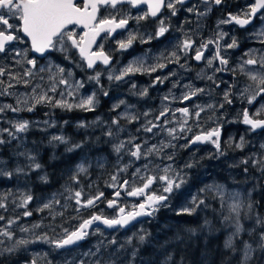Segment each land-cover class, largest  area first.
Masks as SVG:
<instances>
[{
	"label": "rangeland",
	"instance_id": "374dc122",
	"mask_svg": "<svg viewBox=\"0 0 264 264\" xmlns=\"http://www.w3.org/2000/svg\"><path fill=\"white\" fill-rule=\"evenodd\" d=\"M241 2V5H248L245 0H241ZM226 25H228L227 29L224 28L223 24L219 26V29L217 28V31H223L224 33H227V35H230L232 39H235L236 27L234 25L230 26V24ZM158 26L159 23H156L148 30H146L145 27L138 26V29L131 33L137 34V38L143 37L147 40L150 36H154ZM201 26V24L196 25V27L194 28L186 26L185 31L187 35L189 34V36H192L195 33L201 32ZM262 32H264V23L261 27L257 28L255 32H253L254 36L250 37L249 40L255 39L257 41H261V39L264 38V35L261 34ZM127 36L128 35L120 39H126ZM164 36L150 39L148 43H151L152 45L148 46L146 50H132L133 52L131 53V55L123 60L121 65H117L116 68H113L111 70H114L118 73L130 62L141 57L145 59L146 65L160 62L165 63L166 67H164L163 69H157L156 72H153L151 74L137 73L135 75H130L128 76V79L122 82L123 85L117 83V81H110L115 82V84L113 86L108 85L103 87L102 83L96 84L95 81L87 82L86 78H88L89 75H87L88 73L85 72L83 63H77L75 65L72 70L71 77H69L68 74L64 73V78L68 80V84H66V86L64 84L62 88H60L61 97L58 99V101H65L69 104L75 105L79 103L80 99L95 92L97 100L95 110L100 109L104 115L103 119H100V117H96L91 118L86 122L82 121V119L77 122H72V125L79 127L80 131H82L81 129L84 127L91 126L87 128V132H84L83 137L81 134H79L80 132L74 133L78 134L80 137L76 141L71 142L69 139L71 134L69 133V130L67 132H63V126L65 125V122H61L58 120L59 116L57 115H59V113L56 112H53L52 115L54 117L57 116L58 133L53 131L54 128L49 129V131H52L53 133H49L48 136L45 135L43 140L44 142L42 144L39 140L28 137L27 134L29 132L39 130L40 128L38 126L42 127L44 124H48L50 122L51 118L45 119V115H43V113L48 114V112L42 111L43 106L47 105L46 102L37 104L32 112L26 111L27 117L25 120L29 122V130L26 133H21L20 135L16 134L17 139H11L8 136L7 138L2 137L10 142L6 143L7 145L4 147V155L2 153L3 147L2 145H0V168H6L9 171H13L16 167H22L25 168V173H14L11 179L5 176H0V197L7 196V199L4 201L7 204V210L0 209V215H3L5 217V220L0 221V228L5 227L9 219L16 220V223L12 224L11 228L8 229L13 233V240H8L7 238L0 236V241H3V244H0V248L10 246L12 243H14L15 240L19 239L35 240L37 236L44 235L45 233L51 236L54 234L52 232L53 227L55 228L56 232H60L62 231V228L70 229L73 226L78 225L81 222V217H88L91 212H95V210L99 206H96L94 207V209L91 208L89 210L82 209L78 214L75 211V208L77 206L75 205L74 200L68 199L70 193L66 191V188L71 187L73 191L82 190L83 198L87 199L88 197L93 196V194H88L89 192L87 191L84 192L85 188L88 187L89 191L91 189H94L99 192L102 187H106V189L109 187L108 185L111 183V176L113 174H117L119 169H115V173H108L107 175H105L108 167L113 166L115 168V166L122 165V168H124L125 165H127V170L121 171V173L126 174L127 171H129V176L127 178H121V175L117 174L118 179L121 181L124 179H128L131 184H134L133 186H136L137 182H141V180L134 175L137 168L141 169L140 176L150 175L152 171H154L153 174L155 175H163L164 173L162 169L168 165H171L173 169L181 171V174L185 176V171L186 169H188L184 167L186 163H191L192 165L200 164L201 166L202 164H205L204 166H202V171L204 170L203 179L206 180L203 183V189L212 185L224 186L225 194L223 206L219 193L208 191L205 192L211 193L214 197L213 199H215L216 201V205H212V208L214 212H217V216L215 217L216 223H218L226 233V241L229 239V237L232 236V233L235 231V228L233 226L235 214L230 211V205L233 203V200L228 197V193H239V199L245 205L247 203H252L253 211L251 213L247 211L246 207H242L240 210L239 220L240 223L244 226L245 231L242 232L238 237H233V244L235 240H237V242L241 244V246L239 244L237 245L241 247L242 255L244 241L252 244L253 248H257L259 233L260 231H264V228H261V226L256 223L257 216H259L260 218H264V214L259 213L258 211L260 207L258 205V203H260V198L264 203V185L262 184L264 183V172L260 170L259 165L253 166V161L264 159V147H261L262 145H264L262 137L257 138L255 136L249 135L248 138L244 139L246 145L244 144L242 149L236 147V145L240 143L239 141L232 149L228 151L222 150V155L211 146L209 148H204L201 151H191L188 155V153L184 151L175 152L174 150H172L171 145H174L177 139H173L168 135L166 129L171 128L167 126L168 122L165 123V121L182 123L185 119H187V124L185 125V135L190 133L192 128H188L187 126L189 124H192L193 122L197 123L196 127L201 131H205V128H207L208 132L211 130V128L216 129L220 122L210 115L213 112V108L208 106L212 105V101L214 98L219 97L220 104L218 106L220 107V105L223 104V107H226L227 109L235 113L233 119L227 118V120L225 121L227 125L229 123L238 124V122H241L242 125L243 110L247 108L249 113L254 115L257 110L264 106V101H257L252 107H248L249 104L247 103V101L245 99H242L241 92L246 86L253 84V82L248 79V76L245 73H242L240 71V67L242 65V62L250 58V56L259 61L261 57H264V48L261 49L258 46L243 48L242 43H238V47L235 48L224 47V54L222 56H225L228 59V65L226 66L227 70L215 71L218 66L216 64L217 61H214L211 67L206 63V65L202 69H200L199 72H195L192 74L189 72L188 65L185 66L186 72L182 70L183 67L181 66L179 68H176V66H172L169 68L167 61L163 59V57H166L167 53L171 57V53L174 50H169V48L166 49L165 44H163V42L165 43ZM117 40H114L113 43L106 42L105 48L107 53H115L120 62V57L123 56L125 52L129 51L131 47L126 51H121L117 49ZM241 40L242 42L245 41L243 32H241ZM231 41L232 40L226 41V45L231 43ZM139 45H141V43ZM248 54H250V56ZM171 64L173 65V63ZM244 67L245 69L264 72V69L260 68L259 63L253 66L245 65ZM26 69H28V66H26ZM53 69L51 67L50 75L55 78L60 77L57 72H52L54 71ZM109 71H106L101 75L107 81H109L107 79V73ZM33 73V77H35L34 80L31 81L29 78L26 79L29 83L26 86L24 99H27L28 105L35 104V99H33V97H38L40 95L47 94V96L52 99V94H49V92H51L50 89L54 86L56 90L61 86L59 84V80H57L54 85L50 84L49 86H47V88H44L45 86L44 83H42V78L39 77L42 76L40 72H37V70H35L33 71ZM78 73H84L85 76ZM208 76H212L213 79H207ZM157 77L167 78L163 81V83L154 84V81ZM81 81L84 82V87L77 89L75 85L77 82ZM133 83L136 85L135 89L131 87ZM189 85L192 89L199 88L204 89V91L195 96L198 98L197 100L183 105L182 97L185 93L190 91V88L186 87ZM145 88H147L148 94L146 96L139 95L138 93ZM101 89L106 90L108 92V95L106 97L114 99L115 103L110 102L111 105H109L104 102V99H99L100 96L105 97ZM225 92H230V98L234 103L233 105H228L224 102ZM69 93H71V95H69ZM166 96L168 97V99H164V97ZM121 100L125 101V103L121 104L114 110L113 106L119 104ZM238 103H242L243 105H239ZM197 105L204 108V111L200 113L199 118H196L194 115L196 111H199V109L196 107ZM20 107L23 108L25 106L20 105ZM184 107H187L190 113H192V115L187 118H185L181 112L176 111L177 109H181ZM58 108H60V110H64V108L62 107ZM163 108H168L170 111L168 112L166 117H160V119L157 120L156 118L159 116V113ZM72 109L73 111H75L74 116L88 112L76 107H73ZM125 112H127L129 116L138 117V119L129 122V120L124 118L122 115ZM144 113H148V115L145 116ZM12 116L15 121L21 120L15 114H12ZM43 119L45 120L43 121ZM113 119L119 120L118 125L112 124ZM46 121L48 123H45ZM148 121L158 123L161 125V127L154 128L152 133L145 132L142 126L147 124ZM53 124L54 120H51V125ZM81 124H83L84 126L81 127ZM109 129H111L113 132V135L111 137L106 134ZM138 129L140 130L138 131ZM188 129H190V131ZM10 130L14 131V129H12V126L10 127ZM239 131L243 134V129L241 130L239 128H235L233 131H229L228 141L232 139L234 140L235 135L239 133ZM246 133L250 134L249 131H246ZM54 135L64 136L67 140V143L53 141L51 138ZM176 135L178 137H181L177 133V131ZM164 136L166 137L164 138ZM130 137H135L133 143L142 145V151L147 150V148L152 145L160 147L161 144H169L170 146L164 148L158 155L154 154L149 156L147 160L143 158L137 160L136 158L130 156L128 152L130 149H132V145L127 143L125 148L122 149L119 154H117L115 151V146L118 145L121 141L127 142ZM76 144H79L80 147L74 148L73 151H68V153H70L71 155L74 154V159L62 173V175H64L63 178L65 179L62 182V189L50 191L46 194H32V192L25 186V175L27 177L30 175V172H33L38 179H42L43 177H45V175L43 169L41 168L33 171L29 170L27 168V165L30 163V161L26 158V156L20 155V153H31L33 156H35L37 161V152H39V150H42L44 148H52L53 146H68L70 148ZM184 145L185 144L182 143L179 146V149H181ZM168 155H172L173 159H166ZM5 156H7V161L3 162V160H5V158L3 157ZM244 160H248V163H242V161ZM117 163H119V165H116ZM81 164H83L86 168V172L78 174L77 179L79 180V183H76L71 179V177L73 175H77L78 166ZM145 164H148L147 169L144 168ZM221 164H227L232 169V171L226 174L225 169H220ZM157 165L159 166L158 168L156 167ZM245 169H247V171H245ZM93 170L94 175L91 173ZM84 182H86V184H84ZM159 182L160 187L162 188L163 184L161 181ZM159 184L157 185V187H159ZM109 188L112 190V192L116 191V188ZM26 194H30L33 197V200L27 206V210L32 212V215L28 217L22 215V213L26 209L16 207V205L20 202L21 196ZM171 194L166 193V195H168L169 197L171 196ZM194 196L200 197V193L196 190V192L189 197L190 201ZM54 198L55 200L59 201L58 204L54 202ZM13 201H15V203H13ZM120 202L122 203L123 207L132 208V203L134 202V200L124 198L123 202ZM45 203H51L52 208L44 209L43 211L38 210L43 208V205ZM205 204L207 205V207L203 205V208H208V204ZM65 205L67 206L65 207ZM188 206L190 205H186L185 207ZM103 210H107L106 207L103 208ZM115 212L116 209L113 213H109V211L102 213L106 216H110L114 215ZM56 213H63V215H56ZM53 216H55V219H53ZM226 216H230L232 218L229 220H225L224 218ZM145 220L146 219L140 221L136 225H140ZM36 224L40 226L37 228H33V225ZM21 228H28L29 231L21 232ZM121 231L125 230L117 229L112 231H104L99 228L98 232L93 233L92 231H90V234L87 238L99 235L106 240L105 244H107L113 239L116 240L118 237V233H120ZM107 232L110 233L111 236H107ZM129 238H131V235ZM96 245L98 244L94 242V245H92V247H88L87 250H83L78 246L74 247V249L69 252H62L59 250H54L52 246L46 243L37 241L29 243L25 246H21L17 251H20L23 255H27L29 258L26 262H23L21 264H30V261H32L33 259L37 261V264H46L47 260H51L53 264H68V262L79 264L80 259L94 261L101 258L100 253H98L96 256L82 255L89 250L95 252ZM103 261L109 262V264H114V262H112L110 259L108 260L107 257H105ZM248 264H264V251H261L257 248Z\"/></svg>",
	"mask_w": 264,
	"mask_h": 264
},
{
	"label": "snow or ice",
	"instance_id": "6c2138e0",
	"mask_svg": "<svg viewBox=\"0 0 264 264\" xmlns=\"http://www.w3.org/2000/svg\"><path fill=\"white\" fill-rule=\"evenodd\" d=\"M202 2L207 5L204 11H199L196 6L187 7L186 11L189 13L195 12L198 17L206 16L208 12L212 10V5L219 6L224 3V0H202ZM187 0H81V2H77V0H0V58H7L8 56H12L13 59L15 57H21V59H16V64L26 63L27 65H31V68L25 69V76H33V69H37V59L28 58V53H36L39 56L43 57L46 53H50L53 51H59L64 54L65 59H70L68 53L71 49L77 50L80 58L86 62L87 68L93 69L97 63L103 64L107 67L111 63V55L110 53H106L103 49V45L97 44V38L101 36L102 33L106 34L105 38L111 37L113 34L117 32L119 29H125L129 23V19L133 18L126 14H123L118 8L119 5L128 4L131 7L135 8L141 4H147L148 13L151 17H157V15L161 12L162 9H167L171 16H176L180 7L186 5ZM102 7H107L116 10L114 13L110 12L107 16H100V10ZM147 15H139L134 17V19L139 22L140 20L146 19ZM254 19H264V0H253V2L246 6V10H242L238 14L229 13L227 18L221 19L217 23V28L219 29L220 25L223 24H235L241 28L252 24ZM10 20H14L17 23H10ZM74 28L83 29V34H78ZM169 31V27L165 25L164 20L159 21V26L154 36H150L149 39H144L140 37L141 43H148L150 39L159 38L165 35ZM264 35V32L261 33ZM226 35L223 31H218L217 39L212 40L209 39L206 43L202 42L199 46L194 47L195 42L191 37L187 36L186 38L176 45V49L178 51L183 52L185 55H188L190 51L194 52V58L196 61H201L202 59L207 60V65L212 66L214 61H218L220 65L225 67L217 68L215 71H225L227 70L228 59L225 56L221 55V45L220 40ZM137 40V34L129 33L126 39H118L116 41L118 49L121 51L128 50L133 43ZM16 44H29L30 47H27L23 50L17 49L15 47ZM215 44L216 51L211 58H205L204 52L208 49L209 45ZM93 46H95L98 50L93 51ZM225 48H235L238 47V43L235 39H232L231 43L224 46ZM250 56V54H248ZM163 59L167 60L170 63H179L180 57L177 55V51H173L171 53V57H163ZM159 60V58H158ZM261 69H264V57H261L258 61L255 58H250L244 60L240 67V71L245 73L248 76V79L253 82L246 86L241 92L242 99H245L249 105L253 104L257 101L258 97H264V72L253 71L250 69H245V65H257ZM166 67L165 63L157 62L155 64L146 65V61L144 58H137L130 62L127 66L123 67L118 73L114 70H111L107 73V79L109 81H123L126 77L130 75H135L137 73L140 74H151L156 72L157 69H163ZM181 67H185L181 65ZM51 71V68L41 67L37 69V72H45ZM57 73L60 75L59 83L60 84H68V80L64 78L65 69L63 67L57 66ZM104 74L101 71H97L95 75H91L88 77L89 81H95L96 84L100 83V76ZM6 75V68L0 67V77H4ZM68 76L71 77L72 73L68 72ZM167 77H157L154 81L155 83H163V81ZM10 80H17V82H22L25 86L28 85L27 80H21L18 76H13L9 74ZM51 79L55 80V77H51ZM207 79L212 80V76H208ZM215 82V81H213ZM4 85V81L0 80V86ZM255 85V86H253ZM175 86V85H174ZM219 86V85H217ZM13 85L9 83L7 88H12ZM75 87L77 89L84 87V82H77ZM133 89L136 88V85L133 83L131 85ZM190 88V91L185 93L182 97L183 101L191 100L193 97L197 96L199 93L203 92L204 89H192L191 86H186ZM7 88L0 90V95H11V93L7 92ZM51 91H55V87L53 86ZM105 96L108 95L106 90L101 89ZM137 94V93H133ZM141 96H146L148 94L147 88L143 89L138 93ZM71 95V93H69ZM35 99V104L28 105L27 99L17 98V106L12 105H3L0 106V113L5 111H11L14 113L20 111H28L32 112L37 104L41 103H49L54 107H62L67 108L68 110H72L73 107L79 108L83 111H94L97 103L96 93L93 92L91 95H88L82 99H80L79 103L73 105L69 104L65 101H56L53 104V101L47 94L40 95L38 97H33ZM164 99H168V97H164ZM224 102L227 104H231L232 100L230 99V92H225L224 94ZM125 101L121 100L119 104L113 106V109L118 108L121 104H124ZM20 105H24L25 107H20ZM224 105L221 104L222 108ZM199 111L194 113L196 118H199L200 113L204 111V108L197 105L196 106ZM208 107H214V105H209ZM170 110L168 108H163L159 116L156 118L157 120L160 117H166ZM183 114L185 118L192 115L187 107L177 109ZM174 114V113H173ZM124 118L128 119L129 122L135 121L138 119L136 116H129L127 112L122 114ZM145 116L148 113H144ZM264 116V106H262L259 110L255 112L254 115L250 116L249 111L247 109L243 110V124L248 125L250 131H257L258 129H264V118H257ZM169 121H165L167 123ZM11 123L12 129L8 128L0 129V145L8 143L10 141L5 140L3 137L4 133H7V136L11 139H17V133H26L29 130V122L27 120L20 121H9ZM45 123H48L47 121ZM119 120L113 119L112 124L118 125ZM187 124V119H185L180 125V132L185 131V125ZM81 127L84 125L81 124ZM161 127L160 124L154 123L153 121H148L147 124L143 125L142 128L145 132L152 133L154 128ZM140 129H138L139 131ZM190 131V129H188ZM168 135L173 139H180L186 137H178L176 135V129H166ZM109 137L113 135L111 129L106 133ZM53 141H59L60 143H67V140L64 136L54 135L51 138ZM135 137H130L127 142L121 141L118 145L115 146V151L117 154L121 152L122 149L125 148L126 143L132 145V149L129 150L128 154L137 160L143 158L147 160V158L151 155H158L164 148L169 147V144H161L160 147L156 145H152L147 150L142 151V145L135 144L133 141ZM210 142L216 148L217 152L221 155L223 151L220 146V131L219 128L213 129L209 132L195 135L191 140H189L188 144L184 145V147H190L192 144L196 143H205ZM175 147L174 145H171ZM244 146V138L241 137L240 143L236 145L237 148H243ZM80 147L79 144L73 145L68 148V151H73L74 148ZM261 147H264L262 145ZM134 149V150H133ZM20 155L26 156V158L30 161L27 165L29 170H37L41 168V164L36 161L35 156L31 153H20ZM168 160H172L173 156L168 155L166 157ZM242 163L247 164L248 160L242 161ZM260 166V170L264 172V159L254 160L253 166ZM193 165L191 163H186L184 165L185 168H190ZM127 165L124 168L119 169L118 171H126ZM159 167L158 165L156 166ZM144 168H148V164L144 165ZM141 169L137 168L134 175L137 176L141 180V184L139 186H133L128 179L119 180L117 174H113L111 176V183L108 185L109 187L116 188L114 193V198L111 200H107L108 208H115L116 212L114 215L106 216L102 212L97 214L95 212L91 213L88 218H82L81 222L78 225L73 226L72 228H62V231L56 232L55 228H52L53 235L49 236L47 233L44 235L37 236L35 240L28 239H19L15 240L10 246L0 248V255L3 253H14L21 246L28 245L33 242H42L46 243L54 250L67 249L71 248L73 245H77L79 242L85 240L89 234L90 230L95 233L99 231V228L93 229L92 226L94 224H102L107 228H124L127 227L132 221L136 220L141 216H151L156 211L159 210L160 206H164V202L168 200L169 196L164 195L163 193L171 194L174 189H180L181 186L186 183L184 175L181 174V171H177L172 168L171 165H168L162 169L163 175H145L140 176ZM247 171V169H245ZM86 172V168L83 164L78 166L77 175H73L71 179L76 183H79L77 176L79 173ZM19 173H25V168L16 167L13 171H9L6 168H0V176H5L9 179L12 176ZM42 179L46 182V177ZM161 181L163 187L161 189V194H156L155 192L146 195V191L157 181ZM66 191L70 193L68 196L69 200H74L75 211L79 214L81 209L94 208L97 206V201H101L104 198L103 192H97L94 196H90L87 199L83 198L82 190L73 191L71 187H67ZM121 191H124L127 196L131 197H144V201L139 203L138 205H134L131 210L126 211L125 207L120 206L118 200L121 196ZM201 191H208L213 193H219L221 197V202L223 206L225 188L223 185H212L205 189H201ZM228 197L233 200V203L230 205V211L235 214L234 219V228L235 231L232 233V236L226 241V247L233 248V237H238L242 232L245 231L244 226L240 223V210L242 207H246L247 211L251 213L253 211L252 203L243 204L239 197V193H228ZM7 199V196L0 197V209L7 210V204L4 202ZM33 200V197L30 194L22 195L20 198L19 204L16 207L26 209L22 215L25 217L31 216L32 212L27 210L28 204ZM55 203H59L58 200H55ZM15 203V201H13ZM207 205L205 204V200L198 196L192 197L191 204L188 207H184L180 210L178 215H193L196 210L201 206ZM67 205H65L66 207ZM51 203H45L43 208L38 209L43 211L44 209H51ZM56 215H63V213H56ZM232 217L226 216L224 219L229 220ZM55 219V216H53ZM75 219V217H74ZM5 220L3 215H0V221ZM16 223V220L9 219L7 221V225L3 228H0V236L7 238L8 240H13V233L8 229L11 228L12 224ZM256 223L264 228V218H260L257 216ZM40 225H33V228H37ZM21 232H28V228H21ZM254 231V230H253ZM139 243L143 244L146 240L145 235L138 236ZM131 245L132 240L126 242ZM0 244H3V241H0ZM109 244H116V240L113 239L109 241ZM103 245V241H101L98 245H96L95 252L89 250L86 253H83V256H96ZM257 248L261 251H264V231H260L259 238L257 241ZM257 248H253L252 244L247 241L243 242V258L242 264H248V262L252 259L253 253L257 250ZM136 251L132 252V257L135 258ZM31 264H37V261L33 259ZM46 264H53L51 260H47ZM68 264H73V262H68ZM79 264H109V262L103 261V258L96 259L94 261H88L85 259H80Z\"/></svg>",
	"mask_w": 264,
	"mask_h": 264
},
{
	"label": "flooded vegetation",
	"instance_id": "af4514ba",
	"mask_svg": "<svg viewBox=\"0 0 264 264\" xmlns=\"http://www.w3.org/2000/svg\"><path fill=\"white\" fill-rule=\"evenodd\" d=\"M245 1L248 3V5L253 2V0H245ZM77 2L79 3V2H81V0H77ZM241 3H242L241 0H238V1L224 0V3H222L219 6L212 5V10L210 12H208V14L206 16H202V17H198L195 14V12L189 13L186 11V8L191 7V6H196L199 11H204V9L207 7V5H205L202 2V0H187L186 5H184L183 7L178 6L180 8V10L178 11V14L176 16H171L170 12L165 8V9L161 10V12L157 15V17H151L150 15H147V13H148L147 4H141L135 8L131 7L128 4L119 5L118 8L120 9V11L123 14H126L130 17H133V18L129 19V23L125 29L117 30V32L115 34H113L111 37L105 38L106 34L102 33L101 36L97 38V44L103 45V49L107 53L106 48H105L106 42H112L113 43L114 40L125 37L130 32L136 31L138 29V26L145 27L146 30H148L154 24L159 23L160 20H164L165 25L169 27V31L167 33H165V36H164L165 43L163 42V44H165L166 49L169 48V50L172 49L174 51H177V54L180 56L179 63H173V65L166 60L167 64L169 65V68L172 66H176V68H179L181 65H184V66L188 65L189 66V72L193 74L195 72H199L200 69H202L206 65L207 60L202 59L201 61H196L194 58H192L194 56V52L190 51L188 55H185L183 52L178 51L176 49V45L181 43L186 38V36H185L186 26H188V27L190 26V27L194 28L198 24L202 25L201 26V32L195 33L192 36H189V34L187 35V36L191 37L192 40L195 42L194 47L199 46L202 42L206 43L209 39L216 40L217 39V33H218L216 24L218 23V21L221 19L227 18L229 13L238 14L242 10H246V6H244V4L241 5ZM115 11L116 10L111 9V8L102 7L99 15L100 16H107L110 12L114 13ZM139 15H147V18L137 22V20L134 19V17L139 16ZM10 23H17V22L14 20H10ZM263 23H264V19H254L252 24H249V25L245 26L244 28H241V27L235 25L234 23L230 24V26L234 25L236 27L235 40L237 41V43H240V44L242 43L243 48L257 47L258 46L262 49V48H264V38H262L261 41H257L255 39L254 40H249V39H250V37L254 36L253 32H255V30L257 28L261 27ZM227 27H228V25L224 24V28L227 29ZM74 30L78 34H81V35L83 34V31H84L81 28H74ZM241 32H243L244 36H245L244 42H242V40H241ZM229 40H232V38L230 37V35H227V33H226L225 37H223V39L220 40L221 55L224 54L223 50H224V46L226 45L225 42L229 41ZM140 43H141V41H140V37H139L133 43L130 50L125 52L124 55L120 57V62H119V59L117 58L116 54L113 53V54H110L111 55V63L107 67H105L101 63H97L93 69L87 68L86 62L80 58L77 50H75V49H71L69 51L68 55H69L70 59H65L64 54H62L59 51H53L50 53H46L45 56H43V57L39 56V54L29 52L28 58L37 59V69H39L40 67L49 68L48 66H51L52 69L55 68V69H53L54 71H52V72H57V66H58V67H63L65 69L66 74H68V72L72 73V70L77 63H83L84 68H85V72L88 73L87 75L91 76V75H95V73L97 71H101V72L105 73L106 71H109L113 68H116L117 65L118 66L121 65L122 61L131 55V53L133 52L132 50H137V49L146 50L148 46L152 45L151 43H141V45H139ZM15 47L17 49L23 50L27 47H30V45L29 44H16ZM96 50H98V49L94 46L93 51H96ZM215 51H216L215 44L209 45L208 49L205 50V52H204L205 58L212 57L214 55ZM166 57L170 58L168 53H167ZM16 59H21V57H15V59H13L12 56H8L7 58H0V67L6 68V75L4 77H0V80L4 81V85L0 86V90L7 88V85L9 83H11L13 85L12 88H7V92L11 93V95H0V106H3V105L17 106V98L19 97L20 99L23 100L24 96H25V91H26L25 84L22 82L18 83L17 80H10L9 74H11L13 76H18L21 80H26L27 78H29L32 81L35 79V77H33V76H25L24 75L26 66H28V68H31V65H27L26 63H23V62L21 64H16L15 63ZM216 64H217L218 68L225 67L223 65H220L218 61L216 62ZM37 69H33V71H35ZM182 70L186 72V67H183ZM40 74L42 76H39V77L42 78V83H44V86H45V87L44 86H42V87H44V88H47V86H49L50 84L54 85L57 82V80L60 79V77H56L55 80L51 79L52 76L50 75L49 71L40 72ZM78 74H83L85 76L84 73H78ZM128 78L129 77H126L125 80ZM86 81L88 82L89 79L86 78ZM108 82H110V81H107L105 78H103L101 76L100 83L103 84V87L108 86V85L113 86L115 84V82H110V83H108ZM122 82H124V80L121 82L119 81L117 83H120L121 85H123ZM60 85L61 86L58 87L55 91L49 92V94H52L53 104L56 101H58V99L61 97L60 88H62V86L64 84H60ZM65 86H66V84H65ZM88 87H90V86H88ZM99 99H104V102L106 104H109V105H111L110 102L115 103L114 99H110L109 97H106V96L105 97L100 96ZM197 99H198L197 97H193L191 100L183 101L182 104L185 105V104L192 102L194 100H197ZM219 100H220L219 97H216L213 99L212 105H214V107H212L213 112L210 115L220 122L218 124L217 128H219V131H220L221 150L228 151V150L232 149L241 140V137H244V139H246V138H248L249 135L255 136L257 138L262 137V141H264V129H258L257 131L253 132V131H250L248 125H245V124L241 125V122H238V124H235V123L230 124L229 123L227 125V123L225 121L227 120V118L233 119L235 116V113H233L232 111H230L226 107L220 108L218 106L220 104ZM260 100L264 101V97H258L257 98V101H260ZM256 102H254L251 105H248V107H252ZM46 104L47 105L43 106L42 111H47L48 114L43 113V115H45V119L51 118V120H54V124L51 125V120H50V122L48 124H44L42 127L38 126L40 128L39 130H34V131H31L27 134L28 137H32L35 140H39L41 142V144L44 142L43 140H44L45 135L48 136L49 133H53L52 131H49V129L54 128L53 131L58 133V120L61 122H65L64 123L65 125L63 126V127H65V129L63 132H67L68 130L70 131L71 129H73L72 128L73 127L72 122H73V116H74V112H75V111H73V109L68 110L67 108H64V110H60V108H58L57 106L54 107L52 104H49L47 102H46ZM233 104L234 103L232 101V103L228 104V105H233ZM238 104L243 105L242 103H238ZM59 111H61V112H59ZM53 112L59 113V115H57V116H59L58 120H57V116L54 117L52 115ZM87 113L89 114V119L96 118V117H98V118L100 117V119L104 118L103 112L100 109H97V110L92 111V112H87ZM12 114H15L21 120H25L27 117L26 111H20L17 113H14L11 111H5L3 113H0V129H3V128L10 129L11 123H9V121H15ZM250 116H252V114H250ZM257 118H264V116L257 117ZM45 119H43V121ZM180 125H181L180 122H173L172 121V122L167 123V126L170 128L174 127L176 129L177 133L181 137L187 138V139H184V138L177 139L175 141V144H174L175 147L171 146L172 150H174L175 152L184 151V152H187L188 155L191 151H201L204 148H209L210 146L216 150V148L210 142L192 144L190 147H186V149L183 146L181 149H179V146L182 143H184L185 145L188 144L189 140H191L195 135H200V134L208 132L207 128H205V131L198 130L196 127L197 123L193 122L192 124H189L187 126L188 128H192L190 133L185 135V131L180 132V130H179ZM66 126H69L68 130H67ZM89 127H91V126H89ZM235 128H239L241 130L243 129V134H242V132L239 131V133H237L235 135L234 140L232 139V140L228 141L229 131H233ZM213 129H215V128H211V130H213ZM246 131L247 132L249 131L250 134H247ZM85 132H87V131H85ZM20 134L21 133H17V135H20ZM239 135H241V136H239ZM3 137L7 138V133H4ZM71 137L72 136H70V138ZM165 137L166 136H164V138ZM244 144L246 145L245 142H244ZM6 145H7L6 143L2 145L3 155L5 152L4 147ZM37 147H38V145H37ZM3 158H5V160H3V162L7 161V156H5ZM204 165L205 164H202V166H204ZM213 165H214V163H213ZM221 168L225 169L226 174H228V173H230V171H232V169L227 164H225V165L221 164L220 169ZM203 171H197L196 174L199 176L200 179L204 180V182H205L206 180L203 179ZM153 173H154V171H152L150 173V175H152ZM153 175H155V174H153ZM159 183L160 182L157 180L146 191V195L151 194L153 192H155L156 194H161L162 188L160 187ZM140 184H141V182H137L136 186H139ZM158 184H159V187H157ZM262 184L264 185V183H262ZM96 191H94L92 193L93 196L98 192V191L97 192ZM99 192L104 193V198H102L101 201L97 202V206H99L100 208L98 207L95 210V213L99 214L101 212H108V211H109V213H113L115 208H108L107 207V200H111L114 198L115 191L112 192V190L109 187L107 189H106V187H102V189L99 190ZM163 194L166 195V193H163ZM124 198H129V197L125 194L124 191H121V196L118 200V203L120 206H122V203L120 201L123 202ZM169 198H168V200H166L164 202V206L168 205ZM129 200H134V202L136 201L135 203L134 202L132 203V206H134V205H138L139 203L143 202L144 197L129 198ZM258 205L260 206V203H258ZM104 206L106 207V209L108 211L103 210V208H105ZM164 206H160L159 209L164 207ZM89 209H91V208H88L85 210H89ZM101 209H102V211H101ZM125 209H126V211H128V210H131L132 208L125 207ZM258 211H259V213H262L260 207H259ZM93 212H91V213H93ZM86 217H84V218H86ZM95 228H99V227H94L93 229H95ZM72 249H74V248H70V249H66V250L60 249L59 251L69 252Z\"/></svg>",
	"mask_w": 264,
	"mask_h": 264
},
{
	"label": "trees",
	"instance_id": "16d2710c",
	"mask_svg": "<svg viewBox=\"0 0 264 264\" xmlns=\"http://www.w3.org/2000/svg\"><path fill=\"white\" fill-rule=\"evenodd\" d=\"M81 119L84 122L89 121V114L75 115L73 122ZM68 127L66 126L67 130ZM72 128L69 131L72 134V137H69L71 142L80 137L74 133L80 132L79 134L83 137L84 132L88 131V127L82 128V131L77 126ZM68 148V146H53L37 152V162L41 164V169H43L47 179L46 182L44 179H38L33 172H30L27 177L25 175V186L32 194H46L50 191L62 189V182L65 180L62 173L74 159V154L68 153ZM116 165H119V163ZM121 168L122 165L115 166V168L113 166L108 167L105 175L115 173V169ZM197 171H202L200 164L186 169L184 177L186 183L180 189L174 190L170 196L171 199L169 198L168 205L160 208L140 225H134L118 233L116 244H105V239L95 235L86 238L79 247L87 250L88 247L94 245V242L99 244L103 241L99 253L103 259L107 257L114 264H242L241 244L235 240L233 248L225 246L226 233L216 223L217 212H214L212 208V205H216V201L211 193L201 191L204 180L199 178L196 174ZM91 173L94 175V170ZM117 174H120L121 178H127L129 171L126 174L118 171ZM196 190L209 207L203 208V205H201L191 216L178 215L182 208L191 204L189 197ZM86 191L90 194L96 190L91 189L89 191L87 187L84 192ZM260 203L262 214H264V203L261 198ZM106 235L111 236L108 232ZM130 235L131 245L126 243ZM139 235L146 236L143 244L139 243ZM134 250L136 251L135 258L132 257ZM28 259V256L23 255L20 251L3 253L0 255V264H21Z\"/></svg>",
	"mask_w": 264,
	"mask_h": 264
},
{
	"label": "water",
	"instance_id": "95a60500",
	"mask_svg": "<svg viewBox=\"0 0 264 264\" xmlns=\"http://www.w3.org/2000/svg\"><path fill=\"white\" fill-rule=\"evenodd\" d=\"M94 47V46H93ZM197 144V143H196ZM129 198H136V197H131V196H128ZM98 202V201H97ZM150 216H141V217H138L136 220H134V221H132L127 227H124V228H119V227H117V228H107V227H105L104 225H102V224H94L93 226H92V228H94V227H99V228H101L102 230H104V231H112V230H117V229H122V230H126V229H128V228H130V227H132V226H134V225H136V224H138L140 221H142V220H144V219H147V218H149ZM83 241H81V242H79L77 245H73L71 248H74V247H77L78 245H80L81 243H82ZM67 249H70V248H67ZM63 250H66V249H63ZM30 264H31V262H30Z\"/></svg>",
	"mask_w": 264,
	"mask_h": 264
}]
</instances>
